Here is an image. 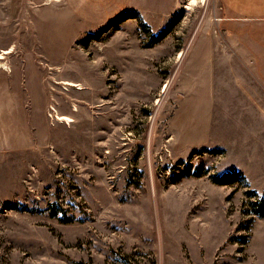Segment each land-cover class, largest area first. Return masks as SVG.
<instances>
[{"label":"rangeland","instance_id":"obj_1","mask_svg":"<svg viewBox=\"0 0 264 264\" xmlns=\"http://www.w3.org/2000/svg\"><path fill=\"white\" fill-rule=\"evenodd\" d=\"M47 1L0 0V264H264L263 75L219 1Z\"/></svg>","mask_w":264,"mask_h":264},{"label":"crops","instance_id":"obj_2","mask_svg":"<svg viewBox=\"0 0 264 264\" xmlns=\"http://www.w3.org/2000/svg\"><path fill=\"white\" fill-rule=\"evenodd\" d=\"M221 7V14L217 18L220 21V27L226 25L228 28L223 30L224 32H233L236 33V37H241L244 46L243 49L236 46V53H238V49L244 51L246 63L243 67L247 69H254V67L259 68L262 71L263 82H264V0H218ZM68 6L72 9V13L74 16L84 15V20L93 19L96 20H109L115 15H119L122 12H125L130 9L138 10L141 14L140 9H136L131 7L130 9L125 8L126 0H67ZM124 3L123 7L120 4ZM170 6L168 10L177 4L176 0H171ZM132 6L134 3H129ZM60 5V3H59ZM108 5V9H110L106 14V17L102 18L103 10L102 7ZM135 5V4H134ZM61 6V5H60ZM69 8V9H70ZM88 14V16L86 15ZM91 15V17H89ZM99 17L100 19H98ZM253 22H261L262 24V32H253L250 28L252 25L255 26ZM220 29V32H223ZM219 48V49H218ZM214 49V50H213ZM212 50H209L213 54L211 58L217 60L218 55L221 53H227L221 47H214ZM234 51V50H233ZM233 60V61H232ZM232 61V62H231ZM231 63H238L237 57L231 58ZM260 71V72H261ZM263 82H261L262 90H263ZM246 94V93H245ZM244 94V95H245ZM248 96V94H246ZM264 95V92L262 93Z\"/></svg>","mask_w":264,"mask_h":264},{"label":"bare ground","instance_id":"obj_3","mask_svg":"<svg viewBox=\"0 0 264 264\" xmlns=\"http://www.w3.org/2000/svg\"><path fill=\"white\" fill-rule=\"evenodd\" d=\"M202 3H207V1L209 0H200ZM61 2V0H48L46 4H51V3H59ZM197 0H192V3L189 5V7H191L194 3H196ZM196 5V4H195ZM13 49H7V50H4L2 53H0V59L4 58L6 54L10 53ZM184 55V52H181L180 54V57H182ZM0 68H3L4 70L6 71H10V67L9 65L4 62H0ZM64 84L70 86V87H74V86H77L78 89H82V85L81 83H77L76 81L74 80H63ZM169 84H165V90L168 88ZM56 117L58 118V120H61V122H73V118L69 115H61L60 113L56 114ZM56 118V119H57ZM60 123V122H59Z\"/></svg>","mask_w":264,"mask_h":264},{"label":"trees","instance_id":"obj_4","mask_svg":"<svg viewBox=\"0 0 264 264\" xmlns=\"http://www.w3.org/2000/svg\"><path fill=\"white\" fill-rule=\"evenodd\" d=\"M262 215H264V213Z\"/></svg>","mask_w":264,"mask_h":264}]
</instances>
